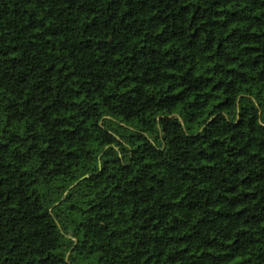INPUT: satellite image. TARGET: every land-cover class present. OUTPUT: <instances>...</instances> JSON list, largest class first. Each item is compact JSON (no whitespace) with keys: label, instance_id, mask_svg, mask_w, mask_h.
Masks as SVG:
<instances>
[{"label":"trees","instance_id":"trees-1","mask_svg":"<svg viewBox=\"0 0 264 264\" xmlns=\"http://www.w3.org/2000/svg\"><path fill=\"white\" fill-rule=\"evenodd\" d=\"M0 264H264V0H0Z\"/></svg>","mask_w":264,"mask_h":264}]
</instances>
